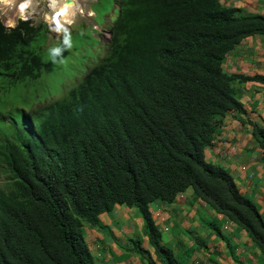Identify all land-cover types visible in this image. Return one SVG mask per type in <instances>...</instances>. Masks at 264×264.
<instances>
[{
  "label": "trees",
  "instance_id": "1",
  "mask_svg": "<svg viewBox=\"0 0 264 264\" xmlns=\"http://www.w3.org/2000/svg\"><path fill=\"white\" fill-rule=\"evenodd\" d=\"M107 14V42L94 64L61 97L5 117L0 162L11 189L0 190V264H93L83 226L115 205L134 208L160 264H182L160 243L148 209L190 190L242 230L264 256V221L231 176L204 160L218 117L243 114L222 58L253 35L264 17L219 0H96ZM110 16V15H109ZM44 23L0 19V90L38 78ZM31 44H34L32 47ZM4 117V116H2ZM264 161V129L253 126ZM131 250L145 253L138 241ZM150 264H153L150 262Z\"/></svg>",
  "mask_w": 264,
  "mask_h": 264
},
{
  "label": "crops",
  "instance_id": "2",
  "mask_svg": "<svg viewBox=\"0 0 264 264\" xmlns=\"http://www.w3.org/2000/svg\"><path fill=\"white\" fill-rule=\"evenodd\" d=\"M222 7L244 15L264 17V0H219ZM227 75L264 76V35L241 40L221 60ZM244 113L218 117L214 139L204 149L205 162L222 167L241 196L248 199L264 221V161L253 126L264 129V85L233 84ZM149 212L160 234V243L182 264H264V256L246 234L216 214L190 190L178 193L170 204L150 203ZM99 226H83L82 235L93 264H160L142 232L134 208L115 205L98 216ZM136 240L145 253L131 250Z\"/></svg>",
  "mask_w": 264,
  "mask_h": 264
},
{
  "label": "rangeland",
  "instance_id": "3",
  "mask_svg": "<svg viewBox=\"0 0 264 264\" xmlns=\"http://www.w3.org/2000/svg\"><path fill=\"white\" fill-rule=\"evenodd\" d=\"M95 1L78 0L79 8L74 20L66 25L70 31L72 47L61 53L62 60L52 63L49 49L59 46L62 36L50 30V24L46 20L49 13L47 0H40L36 13L28 21L34 26L44 23L47 29V40L41 50V72L35 80L18 82L4 92L0 90V133L3 131L5 117L13 116L18 120V110L21 109L26 112L36 110L33 117H38L41 114V106L64 95L69 87L80 79L85 68L94 64L96 56L99 55L98 46L102 47L108 40L105 24L108 23V17L112 16L107 14L102 20L96 12L92 13L91 10H96L93 5ZM0 19L5 26L8 16L0 13ZM17 21L21 20L17 18ZM8 175L5 166L0 162V190L3 192L12 187Z\"/></svg>",
  "mask_w": 264,
  "mask_h": 264
},
{
  "label": "clouds",
  "instance_id": "4",
  "mask_svg": "<svg viewBox=\"0 0 264 264\" xmlns=\"http://www.w3.org/2000/svg\"><path fill=\"white\" fill-rule=\"evenodd\" d=\"M40 0H0V13L8 16L5 21V27L15 29L17 27V18L27 22L37 10ZM49 13L46 20L50 24V30L62 36L59 46L49 49L52 63L62 60L61 53L72 47L69 25L75 17V10L72 6L64 3V0H47ZM62 45V46H61ZM60 57V59H56Z\"/></svg>",
  "mask_w": 264,
  "mask_h": 264
},
{
  "label": "bare ground",
  "instance_id": "5",
  "mask_svg": "<svg viewBox=\"0 0 264 264\" xmlns=\"http://www.w3.org/2000/svg\"><path fill=\"white\" fill-rule=\"evenodd\" d=\"M64 3L69 5V6H72L73 9L75 10V13H76L77 9L79 8L78 0H64Z\"/></svg>",
  "mask_w": 264,
  "mask_h": 264
}]
</instances>
